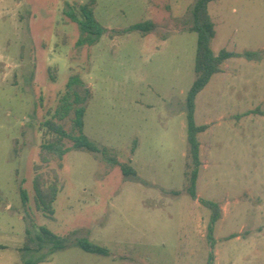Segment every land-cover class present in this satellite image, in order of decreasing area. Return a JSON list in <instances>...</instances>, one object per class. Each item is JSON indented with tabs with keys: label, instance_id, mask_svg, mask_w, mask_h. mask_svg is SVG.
<instances>
[{
	"label": "rangeland",
	"instance_id": "1",
	"mask_svg": "<svg viewBox=\"0 0 264 264\" xmlns=\"http://www.w3.org/2000/svg\"><path fill=\"white\" fill-rule=\"evenodd\" d=\"M87 1L0 0V264H207L211 213L189 196L185 177L195 0H97L109 30L149 20L156 29L106 34L79 51V27L64 10ZM209 11L215 54L264 49V0H214ZM73 74L91 90L85 134L120 164L74 150L62 169L52 162L44 170L59 172L61 191L50 218L36 207L34 167L43 124ZM195 122L209 125L199 134L197 195L222 208L215 264H264V59L226 61L197 96ZM122 165L137 177L125 178ZM42 227L66 248L21 251L25 230ZM82 239L110 255L84 252Z\"/></svg>",
	"mask_w": 264,
	"mask_h": 264
},
{
	"label": "trees",
	"instance_id": "2",
	"mask_svg": "<svg viewBox=\"0 0 264 264\" xmlns=\"http://www.w3.org/2000/svg\"><path fill=\"white\" fill-rule=\"evenodd\" d=\"M214 0H195L191 10L190 31L197 34V51L195 59V80L187 94L185 109L187 117V143L188 162L186 163L185 177L188 184L187 192L193 200H198L201 205L207 208L210 213V221L207 228V239L212 249L208 263L215 264V228L222 218L220 203L210 200H202L197 195V181L201 161V144L199 134L208 130L209 125H197L195 122V109L197 96L207 87L212 77L222 72V66L232 58H244L248 61L261 62L264 59V49L258 51L246 50L242 53L221 50L215 54L212 50V42L217 35L216 25L210 15L209 7ZM67 9L64 15L73 23H76L80 30V38L76 47L81 51L84 47H92L106 34L110 38L125 36L132 33L147 34L156 29L152 21H145L130 25L123 29L109 30L104 27L96 18L95 11L97 0H89L83 4L66 3ZM91 97L90 88L79 74L70 76L64 94L60 97L54 111L49 112L51 118L43 124L46 139L40 146L39 163L35 165L33 186L35 192L36 207L39 211L54 218V203L61 191V178L56 169L45 171L51 163L56 161L58 169H62V160L71 150L85 152L96 159H102L110 169L120 163L116 155L107 148L101 149L84 132L86 104ZM136 144V142H135ZM18 154V149L14 148ZM125 178L137 177V172L127 165L121 167ZM24 203L28 201L25 191H21ZM235 237V236H233ZM76 247L84 252L100 256H109L108 248L92 243L86 239L78 240ZM46 247L59 251L66 248L63 238L53 233L46 227L40 228V233L32 235L29 229L25 230L24 245L21 251L42 252ZM0 249H6L1 246Z\"/></svg>",
	"mask_w": 264,
	"mask_h": 264
}]
</instances>
